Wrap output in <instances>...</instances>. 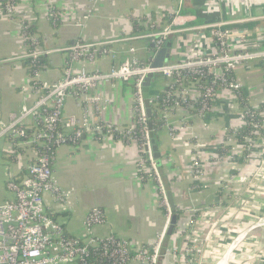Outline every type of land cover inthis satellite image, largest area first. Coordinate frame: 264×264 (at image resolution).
I'll list each match as a JSON object with an SVG mask.
<instances>
[{"label":"crops","instance_id":"obj_1","mask_svg":"<svg viewBox=\"0 0 264 264\" xmlns=\"http://www.w3.org/2000/svg\"><path fill=\"white\" fill-rule=\"evenodd\" d=\"M15 1L18 15L8 18L0 0V122H8L11 114L20 112L25 105H32L38 97L33 91L22 90L30 85L31 77L25 65L27 47L21 34V20L32 23V31L39 36L42 49L50 52L44 56L47 66L42 78L55 82L63 77L69 60V54L61 50L78 42H113L109 48L117 52L118 58H99L95 63L84 60L76 64V68L86 66L89 71H108L128 56L126 53L130 47L137 49V56L142 61H153L156 51L150 40L135 37L151 32V23L155 30L167 26L170 14L179 4L178 0ZM181 16V32L170 38L173 42L170 62L183 60L193 52L216 53L215 31L204 29L215 23H233L222 28L228 34L230 51L252 48L257 42L250 34L258 26L259 18L264 17V0H183ZM140 28L145 32L140 33ZM246 33L249 40L241 43L237 37ZM263 70L261 63H255L250 69L239 68L235 72L243 84V95L253 108L264 104ZM156 78L162 81L153 90L152 97L163 95L168 82L162 76ZM96 94L110 101L102 114L104 121L122 128L135 126L131 83L99 86L89 96ZM86 106L84 99L70 96L65 115L81 117ZM240 111L235 97L221 92L214 111L207 118L210 129H206L199 119H193L191 129L181 133L172 132L158 114L162 123L156 137L161 154L160 171L168 191L173 193L176 211L179 212L177 226L167 237V247L183 251L188 246L189 235L202 240L207 249L218 246L222 230L217 227H223L227 217L231 216V204L245 190L260 159V148L264 145L257 141L250 150L249 159L237 155L231 161H206L203 186L193 180L191 164L195 153L202 154L205 160L216 153L223 130L239 125ZM184 115L185 112L173 114L169 123L178 129ZM91 116L94 122L101 119L95 107ZM139 158L140 149L136 143L88 135L77 146L65 145L56 151L54 176L63 190L72 193L71 205L63 211L51 196H47L46 201L69 235L84 237V220L92 209L98 207L106 213V224L96 227L95 235H116L129 240L136 249L153 245L156 235L165 225L166 209L164 211L165 207L161 206L156 182L148 176L142 177L138 169ZM34 159L35 152L21 140L0 139V205L13 200L7 188L8 182L22 178ZM214 225L216 227L210 233ZM220 246L218 254L223 253L228 244ZM232 250L233 247L228 249L217 264L224 260V264L244 261L242 257H233ZM257 250L248 259L259 255ZM214 257L216 255L206 256L204 264H211ZM162 264H175L174 258H165Z\"/></svg>","mask_w":264,"mask_h":264},{"label":"built area","instance_id":"obj_2","mask_svg":"<svg viewBox=\"0 0 264 264\" xmlns=\"http://www.w3.org/2000/svg\"><path fill=\"white\" fill-rule=\"evenodd\" d=\"M178 1L167 26L155 30L151 23V32L135 37L150 40L155 56L166 41L181 32L183 0ZM3 12L8 18H15L18 15L16 1L5 0ZM231 24L222 22L204 27L215 31L216 53L205 55L193 52L187 58L170 62L160 69L152 68V61H142L134 47L128 49V56L123 61L111 66L108 71H89L86 66L76 68L75 65L84 60L95 63L99 58H118L117 52L109 48L113 42H78L61 50L69 54L63 77L49 82L42 78L39 60L50 52L42 49L39 36L32 31V23L20 21L22 38L27 47L25 58L32 61L31 69L35 68L30 75V85L22 90L33 91L38 97L32 105H25L20 112L11 114L8 122H0V139L21 140L35 152V159L22 178L12 179L7 184L13 200L0 205V264H162L165 258H174L175 264H204L202 247L199 248L203 241L198 238L189 235L188 246L183 251L166 246L173 212L158 160L154 158L144 83L150 74L162 76L168 81L163 95L151 97V105L172 132L191 129L193 119H199L206 129H210L207 118L214 111L221 92L231 93L237 102L241 100L243 84L235 72L239 68L250 69L255 63L264 66V46L261 44L236 52L229 50L228 34L222 28ZM237 39L241 43L249 40L246 34L239 35ZM114 83H131L133 86L134 127L122 128L104 121L102 114L109 99L99 94L89 96L99 86ZM73 95L87 103L81 117L65 115L67 100ZM94 107L101 118L96 122L91 116ZM182 111L185 115L176 129L169 123V118ZM246 126L255 131L246 140L239 141V131ZM263 127L264 124L258 121V116L247 102L240 111L239 125L223 130L218 148L220 153L209 155L207 160L200 153L194 154L190 171L193 180L203 186L206 161H231L235 156L242 155L245 148L250 153L257 138L254 136H258V129ZM86 135L103 140L115 138L138 145V169L156 182L161 206L166 209L165 225L151 247L136 249L129 240L116 235H95L94 229L106 224V213L98 207L92 209L84 220L86 235L82 238L71 236L47 204L46 198L51 196L63 211L70 208L72 193L63 190L54 176V156L62 146H77Z\"/></svg>","mask_w":264,"mask_h":264},{"label":"rangeland","instance_id":"obj_3","mask_svg":"<svg viewBox=\"0 0 264 264\" xmlns=\"http://www.w3.org/2000/svg\"><path fill=\"white\" fill-rule=\"evenodd\" d=\"M257 23L258 26L255 27L250 35L252 39L253 37L256 38L257 43L255 44L264 46V17L259 18ZM246 35L248 37L247 33ZM160 81L162 79L155 78L151 88L152 92L159 86L158 83ZM257 141H260L264 145V137H257L254 140L252 149L257 145ZM259 155L260 159L257 161L256 168L253 170L251 177H249L245 190L231 204L233 207L231 216L227 217V222L223 227H217L222 230V234L218 238V241H220L217 242L218 246L214 249H207L203 245L202 252L205 251L204 257L216 255L212 259L211 264H217L231 247H233V257L244 258V261H241L239 264H264V146H261ZM216 226L214 225L211 228L210 233ZM241 236L242 238L240 239ZM225 244H228L226 249L224 250L225 247H223V253L218 254L221 249L220 245L224 246ZM257 248L256 252L259 251V255L248 259L250 254ZM230 264L235 263L230 261Z\"/></svg>","mask_w":264,"mask_h":264},{"label":"water","instance_id":"obj_4","mask_svg":"<svg viewBox=\"0 0 264 264\" xmlns=\"http://www.w3.org/2000/svg\"><path fill=\"white\" fill-rule=\"evenodd\" d=\"M172 47H173V42L169 39L168 41H166L163 47L159 49V51L157 52L155 58L152 61V68L160 69L163 67H167L169 65L170 60H171L172 50H173ZM155 78L156 76L154 74H150L147 76L145 83H144L145 106H146L147 116L149 119H151L153 116L152 105H151V97H152L151 88H152ZM150 131H151L152 149L154 153V158L156 160H160L161 154L158 151V145H157V141H156L155 134H154V128L152 124H150ZM167 196H168L171 210L172 212H175L176 206L174 203L173 193L168 191ZM177 223H178V216L173 215L169 229H168V236L172 235L174 229L177 226Z\"/></svg>","mask_w":264,"mask_h":264},{"label":"trees","instance_id":"obj_5","mask_svg":"<svg viewBox=\"0 0 264 264\" xmlns=\"http://www.w3.org/2000/svg\"><path fill=\"white\" fill-rule=\"evenodd\" d=\"M1 8L4 10V3H5V0H1ZM140 33H144L145 31H143L141 28H140ZM139 32H137L138 34ZM40 66L42 70L45 69V67L47 66V63H46V58L45 57H41L40 58ZM26 67L28 69V72L30 75H32V72L34 71L35 68L31 69V66H32V61L30 59H27L26 60ZM264 67V66H263ZM239 105H240V108L242 109V106L245 107L246 104H247V99L246 97L243 95V93L241 94V100L238 101ZM252 110L256 113V115L258 116V121L263 125L264 124V104H262L259 108H253L252 107ZM152 111L154 112L153 113V116L152 118L150 119V124L153 125V128H154V134H155V138L157 137V132L160 130V128L162 127V123L160 122V119H159V115H158V112L155 110V108L153 107L152 105ZM255 130L252 129V127H242L239 131V134H238V139L239 141H244L246 140L248 137H250V135L252 134V132H254ZM256 137H264V127L263 128H260L258 129V136H254V138ZM220 150H217L216 152L220 153L219 152ZM249 155V152L247 150V148H245L242 152V158H247ZM158 166L161 168L162 167V163H161V159L158 160ZM146 174H142V177L146 178ZM164 211H165V208H163ZM173 215H179V212L178 211H175L173 212Z\"/></svg>","mask_w":264,"mask_h":264},{"label":"bare ground","instance_id":"obj_6","mask_svg":"<svg viewBox=\"0 0 264 264\" xmlns=\"http://www.w3.org/2000/svg\"><path fill=\"white\" fill-rule=\"evenodd\" d=\"M258 227H259V226H258ZM223 262L225 263V260H224V261H221L220 264H224Z\"/></svg>","mask_w":264,"mask_h":264}]
</instances>
